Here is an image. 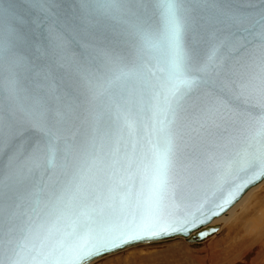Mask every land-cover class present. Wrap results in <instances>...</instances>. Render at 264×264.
<instances>
[{
  "label": "snow or ice",
  "instance_id": "obj_1",
  "mask_svg": "<svg viewBox=\"0 0 264 264\" xmlns=\"http://www.w3.org/2000/svg\"><path fill=\"white\" fill-rule=\"evenodd\" d=\"M37 36L52 56L67 52L65 38L80 56L67 92L37 97L22 117L38 139L28 143L11 116L0 118V152L12 142L0 159V264H90L143 240H203L216 231L205 225L264 180V55L255 51L264 0H31L26 11L0 0V63L11 57L38 74ZM209 74L223 78L221 95L227 80L247 97L253 113L233 152L221 146L238 126L216 102L186 103ZM7 92H17L14 76ZM88 111L91 135H65ZM97 133L111 140L108 150ZM57 158L67 179L48 192L52 210L24 209L28 195L45 192L40 161ZM179 167L188 183L206 184L200 195L185 196ZM25 182L37 191L26 193ZM65 197L77 203L61 207Z\"/></svg>",
  "mask_w": 264,
  "mask_h": 264
},
{
  "label": "water",
  "instance_id": "obj_2",
  "mask_svg": "<svg viewBox=\"0 0 264 264\" xmlns=\"http://www.w3.org/2000/svg\"><path fill=\"white\" fill-rule=\"evenodd\" d=\"M15 3L18 11H26L31 5V0H15ZM65 39L67 52L57 53L55 56H52L51 53L45 50L43 40L39 36L35 38L36 47L33 50V55L36 58L35 62L42 66V70L38 74H31L23 66L18 65L14 58L11 57H5L3 62L0 63V76L3 77L5 83V91L3 95H0V118H2L5 123H10L9 117L11 116L12 120L20 125L23 130L24 135L21 139L26 140L28 143H32L38 139L39 133L28 130L27 126L23 123L22 117L26 114L27 109L34 104L37 97L43 96L45 93H47L48 98L50 99L56 92H67L69 86L76 80L75 64L79 61L80 52L76 44H74L70 39ZM255 51L259 55H264V44H258ZM12 76H14L17 80V92L10 97L7 92V82ZM219 79L223 78L211 76V74H209V76L205 77L207 82L201 84L199 89L196 91V95L187 99L186 103L189 107H194L201 101L206 102L208 100H213L216 102L217 111L225 118V120L234 122L238 126L233 138L230 141L226 140L221 146V151L233 152L241 147V130L249 127L245 122L250 115H253V113H251L247 108V97L234 92L231 88V84L228 83L227 80H224V84L228 91L224 95H221L218 91L220 88V84L218 82ZM94 126L95 124L91 113L88 111L83 114L82 118L73 121L69 127L65 128L64 134L72 136L73 139H77L85 133L91 135L92 128ZM96 139L98 143H103L105 150H108L111 147V140L105 139L102 141L99 133H97ZM188 142L191 143V140ZM11 143L12 142L7 139L3 141V151L0 152V159H7L10 155L12 151L10 147ZM24 152L25 148L21 145H17L15 154L20 156L23 155ZM36 171L39 179L44 181L47 186L45 187V192L39 196L28 195L24 202V209L30 211L35 208L40 211L41 215H44L46 212L52 210V203L49 202L48 192L57 180L67 179V176L65 175L66 169L63 167V161L60 158H57L53 162V166H49L46 160H41ZM188 175L189 173L186 167H179L177 169L178 182L184 184L185 196L195 197L200 195L203 188L206 187V184L188 183ZM33 179L35 180L36 178L34 177ZM263 181L264 180H261L245 189L239 198L230 207H228L225 212L214 217L207 225H205V228L207 229V227L214 220L226 215L245 197L249 191H251L254 187L259 186ZM24 187L26 193H34L37 191L35 183L25 182ZM76 203L77 201L69 202L68 198L65 197L64 204L61 205V207L69 204L74 206ZM45 205H47V207H45ZM111 227L115 228L116 226L111 225ZM208 228H214L216 231L213 235L203 240L196 234H192L189 237H180L178 239L161 238L143 240L126 245L114 253L105 256L103 259L118 255L134 248L155 246L177 240H186V242L191 244L203 243L219 232V226H210ZM103 259L91 261L90 264H94Z\"/></svg>",
  "mask_w": 264,
  "mask_h": 264
},
{
  "label": "rangeland",
  "instance_id": "obj_3",
  "mask_svg": "<svg viewBox=\"0 0 264 264\" xmlns=\"http://www.w3.org/2000/svg\"><path fill=\"white\" fill-rule=\"evenodd\" d=\"M218 233L203 243L177 240L144 246L95 264H264V189L228 225H220Z\"/></svg>",
  "mask_w": 264,
  "mask_h": 264
},
{
  "label": "bare ground",
  "instance_id": "obj_4",
  "mask_svg": "<svg viewBox=\"0 0 264 264\" xmlns=\"http://www.w3.org/2000/svg\"><path fill=\"white\" fill-rule=\"evenodd\" d=\"M264 189V181L257 187H254L251 191H249L245 197L235 206L233 207L226 215L222 216L221 218H218L216 220H214L208 227H216L219 226V230H220V225L224 226V225H228L234 218V216L244 207L246 206V204L248 203V201L252 198V196L254 195V193L260 191ZM207 227V228H208ZM219 234V233H218ZM217 234V235H218ZM216 236V235H215ZM261 236V235H260ZM258 239V238H257ZM250 242V241H249ZM252 242V240H251ZM245 249V248H244ZM249 249V247H248ZM228 255V254H227ZM239 256V254H238ZM235 257V256H234ZM233 257V258H234ZM245 258V257H244ZM101 261V260H100ZM98 262V261H97ZM96 262V263H97ZM95 264V263H94ZM219 264V263H218ZM238 264V263H237Z\"/></svg>",
  "mask_w": 264,
  "mask_h": 264
}]
</instances>
